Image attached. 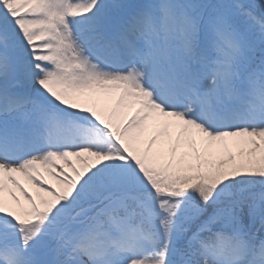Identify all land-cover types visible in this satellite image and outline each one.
<instances>
[{
    "label": "snow or ice",
    "instance_id": "snow-or-ice-1",
    "mask_svg": "<svg viewBox=\"0 0 264 264\" xmlns=\"http://www.w3.org/2000/svg\"><path fill=\"white\" fill-rule=\"evenodd\" d=\"M0 264H264V0H0Z\"/></svg>",
    "mask_w": 264,
    "mask_h": 264
}]
</instances>
